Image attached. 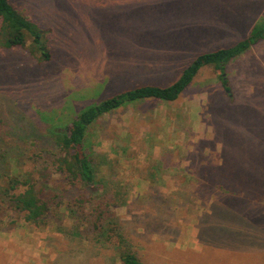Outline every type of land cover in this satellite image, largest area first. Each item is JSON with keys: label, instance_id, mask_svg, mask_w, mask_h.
I'll list each match as a JSON object with an SVG mask.
<instances>
[{"label": "rangeland", "instance_id": "1", "mask_svg": "<svg viewBox=\"0 0 264 264\" xmlns=\"http://www.w3.org/2000/svg\"><path fill=\"white\" fill-rule=\"evenodd\" d=\"M9 2L37 24L40 34L34 53L28 45L4 47L12 28L0 17V118L24 154L25 141L41 149L49 131H62L80 112L111 95L142 84L173 83L199 54L234 45L264 20V0ZM43 50L48 59H41ZM223 73L227 89L219 70L202 66L176 100H139L90 124L85 148L101 165L104 184L118 187L113 215L96 231L61 199L51 213L61 224L51 220L38 226L1 205L5 264H120L109 222L142 264H241L224 244L225 254L214 252L207 235L220 221L237 230L245 216L242 201L237 206L235 199L225 200L226 216L219 222L203 216L214 202L213 190L203 188L196 199L187 193L178 198L173 213L158 211L198 178V185L210 188L229 182L248 202L264 208V38L227 62ZM18 157L10 160L12 168L0 185L20 162L19 173L40 193L38 165ZM49 182L51 198L64 183L55 173ZM253 213L264 227V210ZM202 223L204 236L198 234ZM202 240L207 247L193 251ZM223 243L232 246L230 239Z\"/></svg>", "mask_w": 264, "mask_h": 264}, {"label": "trees", "instance_id": "2", "mask_svg": "<svg viewBox=\"0 0 264 264\" xmlns=\"http://www.w3.org/2000/svg\"><path fill=\"white\" fill-rule=\"evenodd\" d=\"M0 17L4 25L12 28V34L3 46L26 47L28 45V49L34 53L35 49L32 45H37L40 39L37 24L15 8L9 0H0ZM259 23L252 28L246 38L234 45L199 54L188 64L178 79L167 86L154 84L137 85L111 95L96 105L86 108L62 131L55 129L49 131L48 139L45 141L47 143L43 144L41 149L36 146H30L28 141H25L23 148L27 153L21 152L22 148L18 144L20 140L15 135H12L9 128L5 126L7 122L0 118V177L9 174L8 171L12 168L10 160H13L14 156L15 159H19L18 156L21 155L28 161H34L38 165V171L41 175V177H38L41 179L39 193L34 183L30 182L29 177L21 176L19 173L20 162H16L13 166V175H9L5 183L0 185V206L7 205L11 207L20 213L23 220L27 223L39 226L53 220L57 224H61L60 220L54 218L51 213L56 201L65 199L69 202V205L75 207V216H79L82 221L89 223L93 230L100 231L105 225L104 221L113 215L110 206L114 205L113 203L116 201L117 197L115 196L118 187L110 186L109 183L107 185L104 184V178H100L101 165L96 161L97 158L91 156L90 151L85 148L86 132L90 124L101 115L139 100L148 98L164 101L176 100L180 93L191 83L202 66H213L219 70V80L223 87L227 89V78L223 73L225 65L231 59L248 50L258 40L264 38V20ZM29 39L30 41H28ZM41 53V59L49 58L47 50H43ZM39 61L43 62L45 60ZM53 173L59 175L64 185L61 188H55L57 192L49 198V194L53 193L51 189L54 188L51 187L49 182V177ZM193 174L197 175L196 169ZM197 180L192 182L189 187L182 186L176 198L168 197L163 204L164 207L158 210L159 213L167 215L170 211L173 213L171 208L172 205L176 206L178 198L183 199L185 193H187L190 198L196 199L201 188L206 191L213 190L214 194V202L212 207L210 206L211 213L203 215L208 217V220H211L213 216H226L225 200L229 201L230 198L236 200L237 206L239 200L246 204L242 211L245 216H256V213H253L255 210H258L260 214L263 213V206L261 207L253 201L248 202L247 198L245 199L246 196H243L245 194L240 193L242 189L238 193L236 189L231 187L229 182H217L212 186V189L208 185L206 187L198 185ZM92 182L96 185L95 190L92 189ZM105 185L107 189L104 188ZM90 189L95 192L104 190L98 196H94L93 193L89 192L88 194ZM236 196L239 198H236ZM260 208L261 210L259 211ZM109 223L111 224L110 231L115 233L114 236L111 235L110 239H112L110 241H113L116 247L120 264H142L131 244L117 229L116 224L114 222ZM220 223V230L217 229L219 232L224 229L222 221ZM206 230L200 234L204 236ZM212 237L208 236L209 239ZM262 239L264 241V238ZM214 240L222 243L224 237L218 234L214 236ZM0 264H5V256L2 254L1 248Z\"/></svg>", "mask_w": 264, "mask_h": 264}, {"label": "crops", "instance_id": "3", "mask_svg": "<svg viewBox=\"0 0 264 264\" xmlns=\"http://www.w3.org/2000/svg\"><path fill=\"white\" fill-rule=\"evenodd\" d=\"M243 217L244 221H240L236 225V228H238L239 230L225 228V225L222 224L224 230L219 232L217 231V229L220 230L219 228L221 223L215 224L211 232L208 231V236H213L211 239H208V244L211 248H213L214 252L225 254L221 246V244H224V248L230 254L231 259H235L236 261L239 259L241 264H264V241L262 239L264 238V227L261 223L258 224L255 221L254 216L252 217V219L249 216ZM260 217L262 218V216H258V218ZM211 220H217V222H219V216H213ZM206 229V225H204L203 223L200 224L198 226V234ZM218 234H221L225 239H230L232 242V246L227 247L228 245H226L225 243L215 241L214 236ZM240 234L241 238L238 239V236ZM206 245L207 244H205V242L202 240V245L198 247V249H193V251H203L204 246L207 247ZM229 264L233 263L230 262Z\"/></svg>", "mask_w": 264, "mask_h": 264}]
</instances>
